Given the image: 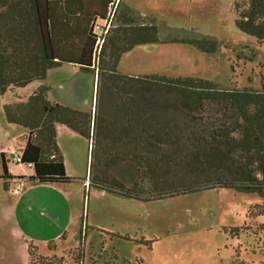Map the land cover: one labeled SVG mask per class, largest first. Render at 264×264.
<instances>
[{"label": "trees", "instance_id": "trees-1", "mask_svg": "<svg viewBox=\"0 0 264 264\" xmlns=\"http://www.w3.org/2000/svg\"><path fill=\"white\" fill-rule=\"evenodd\" d=\"M115 2L0 0V96L8 89L42 82L25 99L3 104L5 120L25 131L18 139L21 161L17 164L30 168L27 180H71L57 143L61 124L88 142L90 187L139 201L213 188L264 191V82L256 90L223 87L199 77L119 72L123 53L160 38L153 19L118 0L112 27L97 44L92 25L105 19ZM234 9L237 30L263 41L264 0L236 2ZM178 40L207 53H214L218 44L208 35ZM63 64L96 78L95 110L105 116L49 100L50 89L44 82L47 71ZM105 92L112 96L111 107L101 103ZM188 100L197 101L196 109L183 106ZM125 160L136 167L130 186L110 172ZM7 164L6 154L0 152L5 191L10 182L23 178L8 173ZM263 212L248 210L247 216ZM244 228L229 231L237 236ZM81 237L73 255L76 264L83 257ZM36 250L29 241L28 264L52 262L53 258L40 257Z\"/></svg>", "mask_w": 264, "mask_h": 264}, {"label": "rangeland", "instance_id": "rangeland-1", "mask_svg": "<svg viewBox=\"0 0 264 264\" xmlns=\"http://www.w3.org/2000/svg\"><path fill=\"white\" fill-rule=\"evenodd\" d=\"M121 2L153 19L160 40L137 44L123 53L117 64L119 72L199 77L223 87L261 89L264 40L257 41L234 25V4L246 0ZM194 35L213 37L218 43L216 51L207 53L178 40ZM65 67L67 70L51 73L44 80L53 97L65 96L62 79L73 85L80 80L82 74L72 75V66ZM82 76L88 81L86 94L69 104L103 115L95 110L97 87L91 98L92 75ZM38 82L16 88V94L24 99ZM102 100L106 108L111 107L109 92ZM182 104L187 109L197 107L196 100ZM17 140L14 144H21ZM59 140L69 182L31 183L27 180L30 168L9 162L14 175L23 178L10 182L7 191L0 185V264H28L29 241L40 257L53 258L49 264L57 260L76 264L73 255L80 235L83 257L79 264H232L234 260L264 264V230H259L264 226V212L247 216L248 210L264 211V191L213 188L139 201L90 187L87 140L66 133ZM110 172L126 186L136 179V167L127 160L115 164ZM241 225L245 228L239 235L230 234L229 228Z\"/></svg>", "mask_w": 264, "mask_h": 264}, {"label": "crops", "instance_id": "crops-1", "mask_svg": "<svg viewBox=\"0 0 264 264\" xmlns=\"http://www.w3.org/2000/svg\"><path fill=\"white\" fill-rule=\"evenodd\" d=\"M120 59H121V57H120ZM66 65L67 64H63L61 66H58V67H54V68L49 69L47 71L46 80H47V78L49 77V75L51 73L58 74V73L63 72L64 70H67V67H65ZM68 70H70V69H68ZM69 72L72 75H73V73H74V75H77V74L87 75V74H83V73L79 72V70L76 67H74V66H72V69ZM82 75H79L80 77H78V78L80 80H77L78 82H76L75 85H73L72 82L67 81L66 78L65 79H62L61 81L65 85V87H64L65 88V91H64V95L65 96H54L53 97V96H51V92H50L51 90H49V93H48L49 100L55 101V102H58V103H61V104H64V105H67V106H70V107L73 108L74 106H72V104H69L68 101L71 100V99H77V97H81L82 95L86 94L85 92L88 89V86H87L88 81L85 80L84 76H82ZM41 83L42 82L39 81L38 82V85H36L34 88H31L30 92H28V93L30 94ZM30 84L31 83H29L25 87H20V88H28V86ZM63 84H60V88L62 87ZM95 87H96V78L92 75V78H91V87H89L90 90H91V98H92V100L94 98ZM15 89L16 88L8 89L3 95L0 96V152H4L5 154L10 149L20 148L21 147L19 144L15 145L14 143L25 132L24 131V128H22L21 126L16 125V124H12V123H8L5 120V116H4V113H3V104H5L7 102L14 101L17 98L23 99V98H21V96H19L18 94H16ZM8 92H9V95H7ZM75 109H77V108H75ZM79 110H83V109H79ZM64 133H66V134H77V133L74 132L73 130L69 129L68 127L64 126V125H61V124H58L57 125V143H58L59 148L61 149V152L63 154L64 164H65V167H66V156H65V153L63 152V149H62V146H61V142L59 140L60 139V134H64ZM6 157H7V154H6ZM7 166L11 170L10 173L12 175H14L13 169L9 165V163L7 164ZM0 172H1V169H0ZM28 173L30 174L31 173V170H29ZM0 185H1V180H0ZM1 189L3 190L2 185H1Z\"/></svg>", "mask_w": 264, "mask_h": 264}, {"label": "built area", "instance_id": "built-area-1", "mask_svg": "<svg viewBox=\"0 0 264 264\" xmlns=\"http://www.w3.org/2000/svg\"><path fill=\"white\" fill-rule=\"evenodd\" d=\"M117 1L118 0H116V2L111 7L108 8L107 17L105 19L94 22L92 25L93 32L97 35V41H96L97 44L101 43V38H102L101 35L106 33L110 29V27H112V19L115 12V5L117 4ZM6 154H7L8 163L11 162L13 164L14 163L17 164L21 161L20 148L10 149L7 151ZM7 169H8V173H10L11 170L8 168V166ZM14 192L16 193L18 192L17 187H14Z\"/></svg>", "mask_w": 264, "mask_h": 264}]
</instances>
